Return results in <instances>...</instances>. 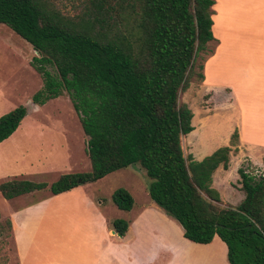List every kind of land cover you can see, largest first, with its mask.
<instances>
[{
	"label": "trees",
	"instance_id": "1",
	"mask_svg": "<svg viewBox=\"0 0 264 264\" xmlns=\"http://www.w3.org/2000/svg\"><path fill=\"white\" fill-rule=\"evenodd\" d=\"M214 0H86L74 15L51 0H0V24L27 42L35 56L30 67L41 88L32 104L43 106L66 94L87 137L91 170L65 174L46 183H0L5 200L42 191L52 195L96 182L138 165L152 206L176 222L183 237L210 244L217 236L229 264H264V168L244 161L237 174L244 194L235 206H221L212 175L228 169L237 152L234 131L227 146L201 161L183 156L181 137L193 127L192 111L179 103L194 76L200 53L213 41ZM196 74V75H195ZM19 106L0 117V144L26 117ZM120 211L132 209L125 189L111 195ZM108 228L125 236L129 223ZM12 222L0 221V236L10 237ZM4 264V263H0Z\"/></svg>",
	"mask_w": 264,
	"mask_h": 264
},
{
	"label": "crops",
	"instance_id": "2",
	"mask_svg": "<svg viewBox=\"0 0 264 264\" xmlns=\"http://www.w3.org/2000/svg\"><path fill=\"white\" fill-rule=\"evenodd\" d=\"M213 7L217 10V6ZM220 11L219 8L218 14L212 16L213 25ZM226 11L227 39L208 43L213 46L214 54L204 64V80L198 90L205 106L192 113L193 130L182 136L181 146L195 152L194 157L188 151L195 161H201L216 149L227 146L230 136L237 131V152L230 154L227 170L222 166L215 170L212 188L219 193L217 183L226 181L240 202L243 198L237 170L241 164L247 161L253 167L264 168V0H252V3L227 0ZM238 29L243 31L244 38L236 35ZM224 61L227 65L225 76L221 73L223 69L219 71L217 67ZM218 111H222L229 122L219 144L211 146L209 140L200 143L199 138L194 139V135L199 137L201 131L207 130V121ZM215 138L218 140L219 137ZM229 173H235L234 180L227 178ZM139 175L146 185L141 170ZM79 187L46 199L39 198L16 209L10 220L18 264H229L226 246L217 236L206 245L186 240L180 226L152 206L150 199L137 209L134 202L136 211L126 220L129 228L125 236L111 233L113 230L108 228V223L116 218H106L102 204L87 197L81 198V204L90 212L75 232L69 234L68 228L54 225V230L40 233L42 219L50 214L56 216L57 202L78 192ZM38 192L23 196L26 198ZM220 199L225 202L221 195ZM50 206L54 210L48 213L52 210ZM156 248L164 252L163 260L156 259ZM49 249L52 253L46 255L44 252Z\"/></svg>",
	"mask_w": 264,
	"mask_h": 264
},
{
	"label": "rangeland",
	"instance_id": "3",
	"mask_svg": "<svg viewBox=\"0 0 264 264\" xmlns=\"http://www.w3.org/2000/svg\"><path fill=\"white\" fill-rule=\"evenodd\" d=\"M51 1L63 13L69 15L79 13L86 2V0ZM248 1L252 3V0ZM214 5L217 6V10L212 7V16H216L219 8L221 9L212 29L215 37L213 41L219 42L220 38L227 39V0H214ZM236 35L245 37L241 29L237 30ZM212 47L207 44V51L199 54L194 68L195 73L200 72L199 66L202 65L203 74L204 64L214 54ZM35 55L27 42L7 26L0 24V117L19 106L27 110V115L17 130L0 144V183L18 179L46 183L49 187L60 176L86 173L91 170V166L85 153L87 137L83 134L78 115L68 96L64 94L41 107L32 104L33 94L42 86L41 78L30 67V61ZM225 66L227 67L225 61L220 63V66L217 65L219 71L223 69L221 73H224V76ZM200 84L201 82L194 76L189 89L179 96V103L187 104L192 113H197L201 110V106H205L201 93L198 91ZM216 114L210 116L207 121V130L201 131L199 137L194 135V139L199 138L200 143H206L209 140L211 146L219 144V140L223 139L222 136L227 131L229 122L222 111ZM216 136L219 137L218 140ZM188 151L195 157V152L183 146L182 152L185 158L189 155ZM139 172L138 165H134L111 173L96 182L80 186L78 192L68 194L57 202L56 216L50 214L43 218L42 226L38 231L50 232L54 230L55 225L59 228H68L69 234L75 232L77 227L79 228V225L87 220L90 212L81 204L83 197L92 198L97 203H101L106 218L127 220L133 211H136L135 208L133 207V210L128 213L117 210L111 201V195L118 189L127 190L136 203V209L143 202L149 201L146 185ZM227 176L230 180L236 177L235 173H229ZM217 188L225 201L221 202L222 207L229 205L228 203L238 204V197H234L226 181H219ZM241 195L243 198L244 194ZM52 196L48 188L26 198L23 196L5 200L0 195V221L11 219L16 209L22 205L24 207L39 198L46 199ZM52 206H50L52 210H48V213L54 210ZM15 219L18 220L17 217ZM44 253L49 255L52 251L49 249ZM163 254L161 249H154L157 260H163L165 258ZM0 263L18 264L12 234L8 238L0 236Z\"/></svg>",
	"mask_w": 264,
	"mask_h": 264
},
{
	"label": "water",
	"instance_id": "4",
	"mask_svg": "<svg viewBox=\"0 0 264 264\" xmlns=\"http://www.w3.org/2000/svg\"><path fill=\"white\" fill-rule=\"evenodd\" d=\"M111 233L114 234V231H112ZM118 236H120V234H118Z\"/></svg>",
	"mask_w": 264,
	"mask_h": 264
}]
</instances>
